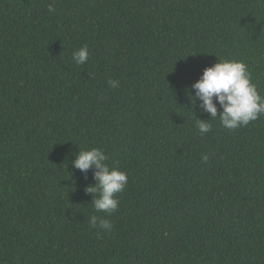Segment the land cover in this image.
I'll return each instance as SVG.
<instances>
[{
    "label": "trees",
    "instance_id": "1",
    "mask_svg": "<svg viewBox=\"0 0 264 264\" xmlns=\"http://www.w3.org/2000/svg\"><path fill=\"white\" fill-rule=\"evenodd\" d=\"M49 3L0 0V264H264V115L201 136L189 100L221 58L264 96V0ZM93 147L127 173L111 215L70 163Z\"/></svg>",
    "mask_w": 264,
    "mask_h": 264
},
{
    "label": "clouds",
    "instance_id": "2",
    "mask_svg": "<svg viewBox=\"0 0 264 264\" xmlns=\"http://www.w3.org/2000/svg\"><path fill=\"white\" fill-rule=\"evenodd\" d=\"M55 0L47 5V11L53 13ZM89 50L84 45L72 53V60L76 65H83L88 61ZM111 88L119 87L118 80H109ZM194 95L189 94L190 103L198 107L201 114H207L209 119L201 120L194 116L195 126L201 136L212 130V121L219 120L222 127L235 130L247 126L264 115V96L257 91L252 82L248 66L242 60L217 59L209 67H205L199 79L191 84ZM199 104H196V101ZM218 106L221 110L218 115ZM193 112V111H192ZM53 147V146H52ZM209 156L201 155V160L207 162ZM107 154L99 148L80 149L74 154L71 165L81 173L92 169L94 184L85 191L91 194V204L96 213L111 215L118 209L120 201L116 198L122 193L128 183L127 173L116 167H110L106 161ZM93 196L95 198L93 199ZM88 224L92 228L111 231L112 223L98 215L88 217Z\"/></svg>",
    "mask_w": 264,
    "mask_h": 264
}]
</instances>
